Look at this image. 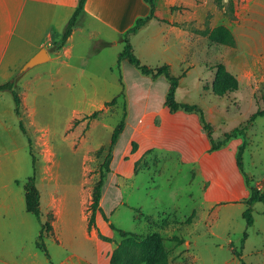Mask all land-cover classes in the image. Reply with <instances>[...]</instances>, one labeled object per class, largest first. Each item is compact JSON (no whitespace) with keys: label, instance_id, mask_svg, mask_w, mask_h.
<instances>
[{"label":"rangeland","instance_id":"374dc122","mask_svg":"<svg viewBox=\"0 0 264 264\" xmlns=\"http://www.w3.org/2000/svg\"><path fill=\"white\" fill-rule=\"evenodd\" d=\"M153 2L158 18L169 19L171 11V23L187 35L186 49L164 40V24L155 21L130 40L133 53L149 68L171 64L170 76L179 78L175 100L198 106L219 141L242 127L263 104L264 0H233L232 10L228 0ZM179 11L192 18L180 21ZM90 25L94 32L75 33L72 58H61L71 67L48 61L16 73L26 134L13 113L15 142L0 147V161L6 159L5 165L11 161L6 182L11 178L13 187L24 190L34 177L42 223L50 226L55 214L54 208H46L49 193L55 198L54 207L67 215L57 222L55 237L60 243L51 226L43 236L47 256L35 248L41 225L33 215L11 225L7 256L20 264L95 261L93 243L82 235L83 214L89 216L112 131L123 118L97 211L122 231L142 237L159 233L168 264H241L234 251L241 252L244 264H264V205L253 206V225L247 228L242 210L231 206V200L221 196L218 203L209 204L202 197L213 186L228 188L233 173L247 187L235 167L243 139H232L216 151L209 146L201 161H184L178 151L140 145L131 136L133 125L143 112L167 108L168 80L163 75H143L126 60L117 70L123 40ZM2 97L14 109L11 94L5 91ZM114 97V105L104 106ZM95 111L97 117L88 118ZM190 114L209 141L199 114ZM245 141L244 171L264 191V117L248 124ZM244 232L247 237L241 244ZM174 236L187 244H177ZM120 241L114 232V249Z\"/></svg>","mask_w":264,"mask_h":264},{"label":"crops","instance_id":"0c3cea01","mask_svg":"<svg viewBox=\"0 0 264 264\" xmlns=\"http://www.w3.org/2000/svg\"><path fill=\"white\" fill-rule=\"evenodd\" d=\"M76 5L77 0H0V85L10 81L16 73H19L21 67L40 49L48 50L53 45H56L57 48L61 40L60 34ZM148 13L149 7L143 0H86L83 11L77 17L66 43L61 49H58L55 56H52L51 53L56 48L52 52H48L49 58L46 62L53 61L69 68L71 66L61 58L62 56L68 59L72 58V42L76 32H94L90 24H97L117 37L115 39L123 40V35L135 21L147 16ZM169 14V19H163L167 22L159 21L162 19L158 17L152 19L137 33L130 34L129 40L147 30L150 24L156 21L164 24L162 30L164 40L175 44L179 43L182 49H186L187 35L171 23L173 14L171 11ZM178 17L183 22L192 18L191 15H182L180 11ZM95 33L99 34V31H95ZM113 44H116L115 40ZM167 65L170 69L171 64L168 62ZM59 72L60 70L57 71V73ZM3 92H0V147L12 144L16 139L14 109L3 99ZM155 120L156 122H154ZM131 136L140 145H148L160 151H178L184 161H201L204 151L210 146L194 115L183 111L170 112L168 108L162 106L143 112L133 125ZM5 161L6 159L0 161V264H20L11 261L6 253L8 241L10 242L12 236L11 225L27 221L26 219L31 214L25 208L23 186L13 187L10 184L11 178L6 182L7 170L11 166V161H8L7 165H5ZM253 185L260 189L257 183ZM248 195L249 189L243 186V182L233 173L231 185L228 188L220 190L218 186H213L205 195L202 194V197L204 202L212 204L218 203L221 196H225L231 200V206L237 205L243 212L242 201ZM55 204L54 196L49 193L46 208L55 209L50 224L54 237L57 232V222L67 215L66 210L62 211L54 207ZM101 213L98 211L95 213V223L90 228L88 227V215L83 214L85 224L82 235L85 240L93 243L95 251L94 262L78 258L79 262L83 264H110L114 243L101 240L99 233L112 239L114 231L109 227L111 221H105ZM65 226L69 227L70 224ZM55 238L60 243V238L58 236ZM70 242L71 240L68 241V244ZM183 244L186 245L187 241ZM33 255L36 256V254ZM57 264L68 263L60 261Z\"/></svg>","mask_w":264,"mask_h":264},{"label":"trees","instance_id":"16d2710c","mask_svg":"<svg viewBox=\"0 0 264 264\" xmlns=\"http://www.w3.org/2000/svg\"><path fill=\"white\" fill-rule=\"evenodd\" d=\"M149 7V13L145 17L138 18L132 27H130L125 34L123 35L124 46L120 53L117 55V70L120 68V63L124 60L128 61L131 65H133L137 70L141 72L143 75H150L154 78L163 75L169 83L168 91L165 98V105L171 112L183 111L185 113H197L200 117V122L202 124L203 129L205 130L207 137L210 143V151H216L221 147L225 146L230 140L241 137L243 139L242 143L238 146L235 164L239 172L244 178L245 185L249 189L248 197L243 200V204L245 209L243 210L241 217L245 221L246 227H251L253 225V206L256 203H261L264 205V191H261L258 187L254 186L244 171L243 167V153L246 147L245 135L246 129L250 122L254 121L258 117H264V99L261 107H258L255 112H253L246 123L238 128H233L229 133H226L223 138L219 141H215L213 138V128L210 123H208L204 116L202 110L196 105H189L185 103H180L175 100V91L179 83L178 77L170 76L169 66L167 64H163L160 67L149 68L146 65H143L139 62L137 57L134 55L132 46L129 40L130 34H135L138 30L143 27L148 21L152 19H157L155 14V5L153 0H143ZM217 4H220L221 0H215ZM86 0H77V5L68 19L67 23L64 26V29L61 34V40L57 45V49H61L66 43L67 39L72 33V29L76 23L77 17L83 11ZM229 6L232 10L233 0H228ZM161 22H167L165 20H159ZM121 78V77H120ZM17 79V74L8 82L0 85V92L8 91L14 102V113L19 120V129L25 135L26 131L24 129L21 117V99L15 88V82ZM122 94V91L120 93ZM116 102V97H114L111 101L105 102L104 106H112ZM99 111L93 112L89 115L88 118H96ZM124 127V119L122 118L118 125L114 128L111 134L110 143L108 147V153L105 157V160L100 166L99 180L93 188L92 200L89 205V216H88V227H92L95 223V213L99 207V202L102 197V189L106 178V172L109 171L108 163L110 158V152L112 146L116 143V140L119 134L122 132ZM30 144V141H29ZM24 196H25V208L28 213L33 215L37 221L41 225L40 232L37 236V240L35 242V246L37 249L43 251L47 256L46 247L43 242L44 234L50 229V226L47 223H42L41 221V211H40V198L39 192L35 187L34 177H31L26 182L24 186ZM102 217L105 221H108L107 217L103 214ZM145 219L150 221V217L146 216ZM109 227L111 230L116 232L121 241L116 244L115 249L113 250L110 256V264H168L167 262V252L164 250L162 245V236L159 233H152L146 236H138L136 234L122 231L116 228L112 223H109ZM247 237V233H243V239L241 244L244 243V240ZM99 238L105 242H111L112 239L105 237L99 233ZM173 240L177 244H182L183 240L180 237H173ZM233 254L239 260L241 264H244L242 260L241 252L234 251Z\"/></svg>","mask_w":264,"mask_h":264},{"label":"water","instance_id":"95a60500","mask_svg":"<svg viewBox=\"0 0 264 264\" xmlns=\"http://www.w3.org/2000/svg\"><path fill=\"white\" fill-rule=\"evenodd\" d=\"M56 48V45L51 46L48 50L45 48L40 49L33 57H31L20 69L21 72H25L28 69L41 64L45 63L48 60V52H52Z\"/></svg>","mask_w":264,"mask_h":264},{"label":"bare ground","instance_id":"6f19581e","mask_svg":"<svg viewBox=\"0 0 264 264\" xmlns=\"http://www.w3.org/2000/svg\"><path fill=\"white\" fill-rule=\"evenodd\" d=\"M143 81V80H142ZM141 83V82H140ZM152 89H155V88H152Z\"/></svg>","mask_w":264,"mask_h":264}]
</instances>
